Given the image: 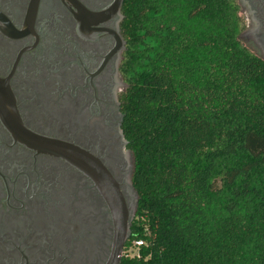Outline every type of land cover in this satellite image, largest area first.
I'll use <instances>...</instances> for the list:
<instances>
[{
	"label": "trees",
	"instance_id": "1",
	"mask_svg": "<svg viewBox=\"0 0 264 264\" xmlns=\"http://www.w3.org/2000/svg\"><path fill=\"white\" fill-rule=\"evenodd\" d=\"M124 133L138 195L121 264H264V63L233 0H127Z\"/></svg>",
	"mask_w": 264,
	"mask_h": 264
},
{
	"label": "flooded vegetation",
	"instance_id": "2",
	"mask_svg": "<svg viewBox=\"0 0 264 264\" xmlns=\"http://www.w3.org/2000/svg\"><path fill=\"white\" fill-rule=\"evenodd\" d=\"M126 1L0 0V264L127 258L138 199L122 112ZM233 3L240 45L264 63V0ZM47 139L76 163L40 151ZM114 199L133 217L120 254Z\"/></svg>",
	"mask_w": 264,
	"mask_h": 264
},
{
	"label": "water",
	"instance_id": "3",
	"mask_svg": "<svg viewBox=\"0 0 264 264\" xmlns=\"http://www.w3.org/2000/svg\"><path fill=\"white\" fill-rule=\"evenodd\" d=\"M30 139L31 141H34L32 138ZM38 148L43 153L66 159L72 162L73 164H75L77 161L76 150L72 146L63 144L58 141L47 139L38 142ZM136 198L138 199V195H136ZM121 204H122L121 201H119L118 199H114L113 210H114V220L116 224V236H115L116 254H120L125 240L130 235V220H132L133 218L130 216L129 213L122 212ZM116 261H118V256H116Z\"/></svg>",
	"mask_w": 264,
	"mask_h": 264
},
{
	"label": "built area",
	"instance_id": "4",
	"mask_svg": "<svg viewBox=\"0 0 264 264\" xmlns=\"http://www.w3.org/2000/svg\"><path fill=\"white\" fill-rule=\"evenodd\" d=\"M145 243L143 241H132L131 244H129V247L126 250V256L127 258H140V248L144 245Z\"/></svg>",
	"mask_w": 264,
	"mask_h": 264
}]
</instances>
